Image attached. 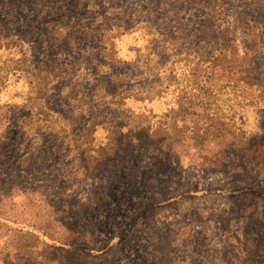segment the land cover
<instances>
[{"label": "rangeland", "instance_id": "1", "mask_svg": "<svg viewBox=\"0 0 264 264\" xmlns=\"http://www.w3.org/2000/svg\"><path fill=\"white\" fill-rule=\"evenodd\" d=\"M263 252L264 0H0V264Z\"/></svg>", "mask_w": 264, "mask_h": 264}, {"label": "trees", "instance_id": "2", "mask_svg": "<svg viewBox=\"0 0 264 264\" xmlns=\"http://www.w3.org/2000/svg\"><path fill=\"white\" fill-rule=\"evenodd\" d=\"M173 75L175 76L176 74L173 72ZM166 87H167V86H166ZM183 87H184V86H183ZM173 89H175V86H173ZM158 94H159V93H155V94H153L150 98H151V99H152V98H155V100H158V101H159L160 95H158ZM122 98H124V100H125V96H123ZM150 98H149V99H150ZM142 99H144L143 96H139L138 98L133 99V101H134V100L141 101ZM151 99L148 100V103L153 102ZM151 104H153V103H151ZM263 254H264V252H263ZM252 256H253V259L259 258V257L257 256V253H256V252H252L251 254L247 253V257H248V258H251ZM247 257H246V259L242 262V264H250L249 262H247Z\"/></svg>", "mask_w": 264, "mask_h": 264}, {"label": "crops", "instance_id": "3", "mask_svg": "<svg viewBox=\"0 0 264 264\" xmlns=\"http://www.w3.org/2000/svg\"><path fill=\"white\" fill-rule=\"evenodd\" d=\"M123 49H124V52H125V53H129V52H131L130 49H129V47H127V46L123 47ZM123 49H122V50H123ZM124 52H123V53H124Z\"/></svg>", "mask_w": 264, "mask_h": 264}]
</instances>
